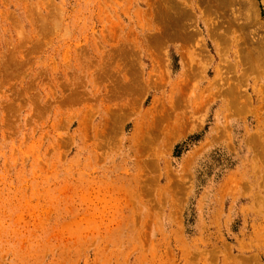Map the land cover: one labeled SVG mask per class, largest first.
Segmentation results:
<instances>
[{
  "label": "rangeland",
  "instance_id": "rangeland-1",
  "mask_svg": "<svg viewBox=\"0 0 264 264\" xmlns=\"http://www.w3.org/2000/svg\"><path fill=\"white\" fill-rule=\"evenodd\" d=\"M0 264H264V0H0Z\"/></svg>",
  "mask_w": 264,
  "mask_h": 264
},
{
  "label": "bare ground",
  "instance_id": "bare-ground-1",
  "mask_svg": "<svg viewBox=\"0 0 264 264\" xmlns=\"http://www.w3.org/2000/svg\"><path fill=\"white\" fill-rule=\"evenodd\" d=\"M241 5H243V6H244V4H242V3H241ZM243 6H242V7H243ZM165 28H166V27H165ZM165 28H164V29H165ZM166 29H167V28H166ZM166 29H165V30H166ZM168 33H169V32H168ZM166 35H168V34H166Z\"/></svg>",
  "mask_w": 264,
  "mask_h": 264
}]
</instances>
